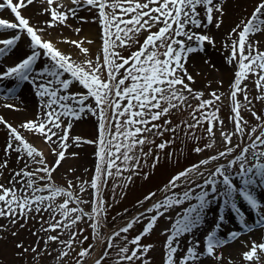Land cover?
<instances>
[{"label":"snow or ice","instance_id":"obj_1","mask_svg":"<svg viewBox=\"0 0 264 264\" xmlns=\"http://www.w3.org/2000/svg\"><path fill=\"white\" fill-rule=\"evenodd\" d=\"M236 8V0H0L8 13L0 30L13 33L0 38L2 107L23 110L25 91L37 100L19 122L0 113V264H152L145 237L181 204L162 229L161 264H237L224 249L245 234L240 264H264V235L251 236L264 227V0L246 2L225 26ZM86 24L95 35H81ZM217 53L231 69L227 83L212 75ZM84 124L87 135L73 133ZM85 144L89 168L80 163ZM162 162L171 171L160 188L121 207L109 227L127 190ZM232 219L235 229L225 225Z\"/></svg>","mask_w":264,"mask_h":264},{"label":"rangeland","instance_id":"obj_2","mask_svg":"<svg viewBox=\"0 0 264 264\" xmlns=\"http://www.w3.org/2000/svg\"><path fill=\"white\" fill-rule=\"evenodd\" d=\"M34 2H38V0H34ZM237 2V0H236ZM246 2L250 3V0H247ZM245 1L240 5H237V9L234 10L233 14L229 16V18L226 20L225 26H227V24L230 22V20L234 19L236 15H238L240 13V11L243 9L245 3ZM27 10H29V14L33 13V9L32 8H27ZM72 23H76L75 21H71ZM66 31H71L70 29H65ZM215 62H216V66L220 69V71L223 73V78L225 79V82L227 83L228 78H229V72L231 71V69H229L226 65L223 64L220 54L217 53L214 57ZM5 63H10V61H8L7 59H5ZM205 68H207V66H204ZM224 68H226L225 70H223ZM222 69V70H221ZM214 73H217L215 71H213ZM213 75V73H212ZM218 76V75H217ZM249 87H252V82L248 81ZM7 85L10 86L11 82L7 81ZM3 95V93L0 91V95ZM32 95V94H31ZM33 96V95H32ZM221 114L224 116H227L228 114V104L225 103ZM244 115H248L247 112L244 113ZM175 119V117H174ZM91 130V127H90ZM90 130L88 128H86L84 125H80L77 128L73 129V133L76 134H88L90 132ZM197 133L200 132V129L198 128ZM165 136H168L167 133H165ZM2 139V138H1ZM0 139V140H1ZM4 139V138H3ZM3 139L1 140L3 142ZM183 136L180 137V140H177L175 143V149L177 150L178 154L180 155L181 158V164L185 163V160L183 159V157L185 155H187V151L184 150L182 148L181 145V141L183 140ZM217 139H219V137H217ZM1 142V143H2ZM157 142H159V138L157 139ZM189 147L191 146L192 142H186ZM90 147V150H89ZM81 153H82V159L80 161V163L85 167V168H89V164L92 161V146L85 144L81 149H80ZM177 152H174V159L176 158ZM189 160H194L195 157L192 156H188ZM179 167V165H178ZM90 170V169H89ZM168 171H171L170 168H166L165 164L162 162L161 165L159 166V168L156 170V174L152 177L151 180L149 181H141L139 179L136 180L135 184L129 188L127 190V196L125 198H123L121 200V202L115 206V209L113 211V213L109 216V227H111L114 224H117L120 222V217H117L116 220H112V215H115V212H119L121 207H128V208H133L135 207V200L137 198H139L141 196V194H144L146 192V190H151L153 188H160V186L162 185V183L165 181V178L167 176ZM109 184H111V181H109ZM107 195L110 196V192L107 193ZM186 204H181L179 206H175L173 208H171L165 215L163 218L159 219L158 223L156 224L154 230H152L150 232L149 235H147L145 237V239L148 242H151L155 245V247L151 250V252L149 253L153 260H152V264H161V255H162V242L165 240V235L162 233V229L165 227H169L170 223H171V219H175L176 217V213L181 212V209L183 207H185ZM171 218V219H170ZM209 218V216H208ZM81 227H84L83 224L80 225ZM237 226H235L233 224V228L235 229ZM140 228V225L137 224L134 226V228L132 229V234H136V231ZM203 231V230H202ZM262 235H264V232L258 236L255 237L256 239H259ZM69 264H71V261L69 260Z\"/></svg>","mask_w":264,"mask_h":264},{"label":"bare ground","instance_id":"obj_3","mask_svg":"<svg viewBox=\"0 0 264 264\" xmlns=\"http://www.w3.org/2000/svg\"><path fill=\"white\" fill-rule=\"evenodd\" d=\"M244 1L246 2L247 0H237V5H239V4L241 5ZM7 14L8 13H6L4 10H0V15H7ZM25 14H29V10L25 9ZM95 31H96L95 26L86 24L85 25V32H82L81 35H83L85 33H88L90 35H95ZM11 34H13L11 30H7V29L0 30V38H6L7 35H11ZM65 34L73 35V33L71 31H66V30H65ZM53 35L54 36L56 35L55 31L53 32ZM60 46L67 48V45H65V44H61ZM16 54L18 55L19 52H17ZM14 58L15 57L13 56L10 58H5V59H7L8 61L11 62V60ZM225 69L226 68H224L223 70H225ZM217 75L222 76L223 73L221 71H219L217 73L213 72V76H217ZM5 83L7 84V81ZM21 97L23 100V110H10V109L2 107V105L4 104L5 101H4L3 95L2 94L0 95V113H3L5 115L6 119H9L10 121L19 122L25 118H30L34 115L35 111L37 110V100L31 95V93H29L27 91L21 93ZM84 126L90 130V127H91L90 124H84ZM83 135H86V134H83ZM1 138L2 139L4 138L2 131H0V139ZM1 140H0V143L2 142ZM89 150H90V147H89ZM227 212H228V209H225V213H227ZM216 214H217L216 211H213L212 213L209 214V218H208L209 222H211L212 217L215 216ZM251 219L252 220H258L259 218L256 217L255 214L253 213L251 216ZM233 224L235 226H237L238 221L236 219H232L231 222H229L228 220L225 221V225L227 228H231V227L233 228ZM263 232H264V227L258 228L255 230L254 233L251 234V236L255 238V237L260 236ZM248 239H250V235L245 234V235L241 236L238 240H236L234 243H230L224 249L225 255L227 256V255L231 254L236 259L237 264H240V258H239L238 253H239V250L243 247V244L241 243V241L248 240Z\"/></svg>","mask_w":264,"mask_h":264}]
</instances>
